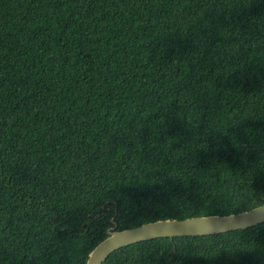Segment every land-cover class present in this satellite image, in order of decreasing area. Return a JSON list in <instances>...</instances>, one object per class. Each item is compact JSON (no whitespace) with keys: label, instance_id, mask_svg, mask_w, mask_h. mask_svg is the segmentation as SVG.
<instances>
[{"label":"trees","instance_id":"obj_1","mask_svg":"<svg viewBox=\"0 0 264 264\" xmlns=\"http://www.w3.org/2000/svg\"><path fill=\"white\" fill-rule=\"evenodd\" d=\"M263 204L264 0H0V264ZM104 264H264V223Z\"/></svg>","mask_w":264,"mask_h":264},{"label":"water","instance_id":"obj_2","mask_svg":"<svg viewBox=\"0 0 264 264\" xmlns=\"http://www.w3.org/2000/svg\"><path fill=\"white\" fill-rule=\"evenodd\" d=\"M264 223V204L230 216L197 217L185 220H162L124 231L117 226L108 231V238L89 255L87 264H104L116 251L159 238L208 236L244 230Z\"/></svg>","mask_w":264,"mask_h":264}]
</instances>
